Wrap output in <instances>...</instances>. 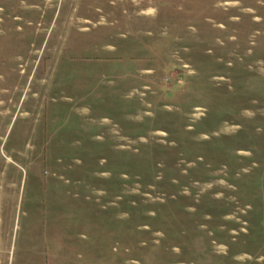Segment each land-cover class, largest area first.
<instances>
[{"label":"rangeland","instance_id":"374dc122","mask_svg":"<svg viewBox=\"0 0 264 264\" xmlns=\"http://www.w3.org/2000/svg\"><path fill=\"white\" fill-rule=\"evenodd\" d=\"M0 264H264V0H0Z\"/></svg>","mask_w":264,"mask_h":264}]
</instances>
